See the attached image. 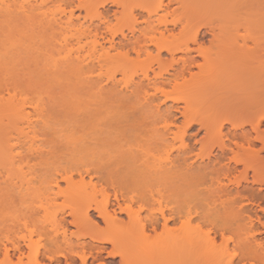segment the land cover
I'll list each match as a JSON object with an SVG mask.
<instances>
[{"label":"bare ground","instance_id":"bare-ground-1","mask_svg":"<svg viewBox=\"0 0 264 264\" xmlns=\"http://www.w3.org/2000/svg\"><path fill=\"white\" fill-rule=\"evenodd\" d=\"M29 1L0 0V264H89L104 245L118 264H264V0H169L185 12L156 23L164 0ZM60 119L87 155L42 192L57 154L34 138Z\"/></svg>","mask_w":264,"mask_h":264},{"label":"rangeland","instance_id":"rangeland-1","mask_svg":"<svg viewBox=\"0 0 264 264\" xmlns=\"http://www.w3.org/2000/svg\"><path fill=\"white\" fill-rule=\"evenodd\" d=\"M18 1H20V0H18ZM27 1V0H26ZM29 1V0H28ZM31 1V2H30ZM29 2L30 3H32V2H34L33 0H30ZM164 2V5L166 6L165 8L163 7V9H164V11L162 10V11H160V10H158L157 12H156V14H154V15H152V17L150 18V20L151 21H153L154 23H156V21L157 20H159L160 19V17L162 16V15H165L166 13H170V14H174L173 16L175 17V15L177 16V14H183V11L185 12V10H183V9H185V6H181V5H178V4H176V3H169V0H164L163 1ZM49 7H50V11L51 10H55L51 5H48ZM181 6V7H180ZM49 7H47V8H49ZM47 8H43V10H46ZM153 8V7H152ZM106 9H107V11H108V13H109V15H110V17H109V21H110V24H112L113 26H115L116 24L118 25L119 23H116V22H118V20L117 19H114V17L112 18L111 16H113L114 15V13L116 14L115 15V17L116 18H118L119 16L120 17H122L121 15H120V12H121V14H123V10H121L122 8H119V7H115V6H107L106 7ZM105 9V10H106ZM154 9V8H153ZM166 12V13H165ZM165 13V14H164ZM81 15L82 17H83V15H84V12L82 11V12H76V15ZM113 14V15H112ZM124 16H125V14H124ZM179 16V15H178ZM119 17V18H120ZM146 19V15L144 14L143 15V17L142 18H139V21H143V20H145ZM167 19V21H171L172 19H173V17H172V15L170 16V17H167L166 18ZM80 20V22H83V19H79ZM115 20H117V21H115ZM121 20V19H120ZM121 23L123 22V21H120ZM116 23V24H115ZM200 25H205V24H210V22H208V19L207 20H203V21H201L200 23H199ZM86 25V24H85ZM122 25V24H121ZM142 26H144V24H141ZM120 26V25H119ZM181 27H182V25L181 24H177L176 26H172V25H167L166 26V28H167V30L170 32V33H172V34H174V35H176V34H178L179 33V31L181 30ZM160 28H162V27H160ZM207 30V28L206 27H204V28H201L200 29V32L201 33H203V32H205ZM241 33H243L242 31H240ZM126 34H128V33H126ZM208 39H210V37L207 35L205 38H203V41H205V42H207V40ZM117 41V40H116ZM248 44V46H251V42H248L247 43ZM189 46V48H195V46H193L192 44H189L188 45ZM152 50V51H151ZM150 51L155 55L156 53L154 52V50H153V48H150ZM191 55H193L192 57H194V56H196V54L195 53H192ZM180 57H181V55H179ZM179 56H176V58H179ZM132 57H134V56H132ZM143 58H144V56H143ZM162 60H166V59H169V56L166 54V53H162L161 54V57H160ZM195 59V61H197V62H195V63H201V59L199 58V57H194ZM107 68H105L103 71H101L103 74H105V75H107L110 71H108L107 72V70H106ZM154 70H156V69H154ZM130 71H133V70H127V73H129ZM192 73H194V72H197V69L196 68H192ZM98 72H96V74H97ZM107 73V74H106ZM170 74H173V70H170ZM115 77H117L116 79L118 80V79H120L121 78V76H120V74H115ZM166 77H168V76H166ZM171 78V77H170ZM164 89L169 93V95H170V91L172 90V88L170 87H164ZM56 89L54 88V91H55ZM60 90H61V88H60ZM57 92H60V91H58L57 90ZM176 97H183V93L180 95V94H177V95H175ZM184 96H187V94H185ZM157 105V104H160L159 102H157V101H155L154 102V105ZM169 105H171V102H167L166 103V107H168ZM164 107V106H163ZM61 120H63V119H60V120H55L54 122L52 121H50V122H48V124H53V126L52 127H49V128H51V129H49L48 128V130L47 131H49L48 132V135L46 134L47 133V131H45V135H44V137H47V138H37L38 140H36V138H34V143H36L37 144V142L36 141H38V144H40V145H38L37 144V146L36 147H39V148H42V150H45V147L49 144H54V146L51 144V146H53V148L52 147H50V150H49V148L47 147V149L46 150H48L50 153L48 154V155H46V156H49V158L48 159H50V157H51V159H52V157H53V155L54 154H57V156H54L55 157V162L54 163H56V166H55V164L54 163H49V166H48V164L47 163H45V165L44 164H42L41 165V167H40V169H39V167H37V169H36V177H39L38 178V180H40V182H38V180H37V182L35 183V186H37V188H40V189H42L41 191L42 192H45L46 190H45V188H47L46 186H47V184H46V181H48V179H49V170H52V169H54V168H58V169H70V168H74V167H76L77 165H79V162H78V158H80V157H82V155H87V154H83V152H85L86 150L84 149V147L83 146H80V144H79V141H78V138H68L70 135L69 134H71L70 133V131H69V129H67V127H68V124L66 125V123H64L63 121L62 122H60ZM181 120V119H180ZM180 120H179V122H180ZM50 125H48V126H50ZM249 129V127L248 126H246L245 128H244V130H248ZM260 129L261 130H264V121L262 122V125H261V127H260ZM51 130H54L53 132L51 131ZM195 130H196V128H194V129H192L191 131H189L188 133L189 134H193V133H195ZM51 132H52V134H51ZM55 132V133H54ZM240 133V131H237V134H239ZM50 134V135H49ZM55 134V135H54ZM47 135V136H46ZM49 137V138H48ZM203 137V133H200L196 138H198V139H200V138H202ZM41 140V141H40ZM43 140H45V141H43ZM48 140V141H47ZM48 142V143H47ZM47 143V144H46ZM77 144H79L78 145V148H76L77 147ZM46 145V146H45ZM42 146V147H41ZM45 146V147H44ZM257 146V145H256ZM44 147V148H43ZM80 147H81V151H80ZM83 147V148H82ZM80 152H79V151ZM47 151H45V153H46ZM94 152V151H93ZM90 153H92V152H88V154H90ZM45 156V157H46ZM262 156L264 157V152L262 153ZM47 158L45 159V160H48ZM51 159H50V161H51ZM54 159V158H53ZM52 159V160H53ZM44 163V162H43ZM54 164V165H53ZM40 166V165H39ZM55 166V167H54ZM39 169V170H38ZM238 169H241V167H239ZM24 171H26V169H24ZM49 171V172H48ZM52 173H54L53 171H51ZM50 172V173H51ZM249 176V175H248ZM47 177V178H46ZM74 180H78V178L76 177V176H74ZM47 179V180H46ZM46 180V181H45ZM249 180H251L250 178H249ZM59 186H60V188L61 189H65V187H66V185L63 183V182H60L59 183ZM47 192V191H46ZM194 196H195V193L194 192H191V193H188V194H186V195H183V196H181V200H184L185 202L184 203H191V201H193V199H194ZM23 196L21 195V194H18L16 197H15V203L17 204V206H19V207H23V206H25V205H27L28 204V202H26V200H25V198L23 197ZM60 199V200H59ZM65 201H64V199L63 198H58V199H56L55 200V204L56 205H62L63 203H64ZM64 204H66V202L64 203ZM90 215H91V217L93 218V219H95L98 223H99V225L100 226H103V224H102V221L101 220H99L98 218H97V214L96 213H94V212H91L90 213ZM59 217H61V215L59 216ZM62 217H64L65 218V220L66 221H71V218L69 217V216H67V211H66V213L65 214H63V216ZM121 219H123L124 221H126L125 220V216H121ZM262 222L264 221V218H262V220H261ZM69 228H68V230H70V231H76V229L75 228H73L72 226H68ZM262 231H264V230H262ZM258 238H262V239H264V235L263 234H261L260 236H258ZM83 241H85V242H88L89 240L88 239H86V240H83ZM111 251V247H110V245H104V252L101 254V257H100V259H99V262H101V263H104V264H118V262H119V259L118 258H115V259H112L110 256H108V252H110ZM61 261H62V264H63V259H61ZM92 262V264H97V263H99L98 261L97 262H95V261H92V260H89V264ZM74 264H79V262L78 261H76Z\"/></svg>","mask_w":264,"mask_h":264}]
</instances>
